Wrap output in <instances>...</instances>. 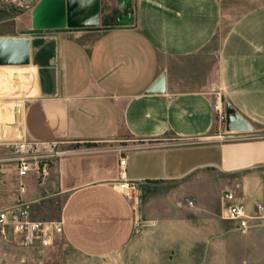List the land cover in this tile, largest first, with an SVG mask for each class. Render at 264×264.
I'll return each mask as SVG.
<instances>
[{"label":"crops","instance_id":"crops-1","mask_svg":"<svg viewBox=\"0 0 264 264\" xmlns=\"http://www.w3.org/2000/svg\"><path fill=\"white\" fill-rule=\"evenodd\" d=\"M100 4L99 27L61 30H34L32 8L22 15L0 10V39L31 43V96L18 114L10 103L12 137L76 146L46 177L34 164L20 177V155L0 145V211L28 207L33 220L61 224L67 243L94 259L130 242L140 202L145 224L171 241L196 237L194 224L178 215L220 218L219 238H239L225 218V193H236L249 212L264 201V0H134L129 11L118 0ZM129 13L133 23L118 25ZM21 84L22 77L17 89ZM213 90L251 125L252 132H240L247 140L214 139L226 128ZM124 181L135 186L130 197ZM174 186L185 187L180 201ZM214 188L217 209L202 201ZM249 232L245 248L264 257V229ZM9 238L12 231L0 246Z\"/></svg>","mask_w":264,"mask_h":264},{"label":"rangeland","instance_id":"rangeland-1","mask_svg":"<svg viewBox=\"0 0 264 264\" xmlns=\"http://www.w3.org/2000/svg\"><path fill=\"white\" fill-rule=\"evenodd\" d=\"M36 2L37 0H0V10H8L12 14L22 15L27 10L26 7H31ZM113 2L115 3V0ZM15 68L21 71V89L9 88L4 81L1 82L0 87V112H2V116L4 115L0 119V131L5 133V136L2 137L3 140L0 139V145L4 146L3 150H7L9 147V150L17 153V149L14 146L19 141L16 135L15 137L11 135L12 128L16 124L8 116L13 110V106L10 103L14 102L19 107L31 95L28 93L30 67ZM5 71L7 70L0 68V79L6 77L4 76ZM105 146L107 144L98 145V147ZM75 147V145L47 146L46 148L38 149L37 154L48 156L46 160L51 166L53 162L66 154V152L76 149ZM49 155H53V157ZM210 179L212 182H218V177L213 174H211ZM177 187L174 186V202L180 201L181 190L185 188L180 186L181 188L178 189ZM217 194V188H214L205 194V199L202 201L208 205H213L214 209H217V201H214ZM132 196L135 199L136 195ZM138 197L140 198V196ZM190 202L194 206H190ZM182 203L189 209H193L196 207L197 202L192 198H185ZM136 204L139 221L130 242L118 253L108 258L94 259L85 257L67 243L62 232H55L51 239H47V244L42 240H36L33 244L26 246L15 236L14 238H9L7 243L4 242L0 246V264H264L262 261L264 258L263 253L260 250L245 248L249 241L245 239V236L251 234V232H237L239 238L229 234L226 239L219 238L221 233H216L215 230L222 224L220 218L214 217L209 223L200 217L195 216L193 218L188 215L189 217L186 218L178 215L177 219L179 221L188 219L194 224L196 237L194 241L183 239L171 241L167 236L164 237L162 228L156 231L145 224L148 215L144 209V203ZM207 227L211 231L209 243L202 238L203 232L208 229ZM255 258L260 260L259 263H252Z\"/></svg>","mask_w":264,"mask_h":264},{"label":"built area","instance_id":"built-area-1","mask_svg":"<svg viewBox=\"0 0 264 264\" xmlns=\"http://www.w3.org/2000/svg\"><path fill=\"white\" fill-rule=\"evenodd\" d=\"M214 95V111L218 122L226 128V105L222 100L221 93L213 90ZM246 134V133H245ZM240 132H227L214 138L219 142H236L247 140L248 137ZM48 145H38L36 143H25L19 141L15 144L17 153L20 155L18 172L20 177H25L32 171V165H37V172L42 177L48 175L50 164L47 162L48 156L38 155V149L46 148ZM53 157V155H49ZM121 166H126V159H121ZM2 163L0 162V169ZM124 194L130 197V193L135 186L124 181L120 185ZM224 202L228 204L225 212V218L233 222L236 229L247 233L253 229H264V201L257 202L254 206L253 212H249L247 205L241 201L236 193L230 191L226 192L223 197ZM190 206L193 203L190 202ZM12 231L13 235L20 239L23 245H31L36 240H42L47 244V239H51L55 232L61 233L62 226L59 223L40 222L33 220L30 216L28 207H17L9 210L0 211V236L8 238Z\"/></svg>","mask_w":264,"mask_h":264},{"label":"water","instance_id":"water-1","mask_svg":"<svg viewBox=\"0 0 264 264\" xmlns=\"http://www.w3.org/2000/svg\"><path fill=\"white\" fill-rule=\"evenodd\" d=\"M134 0H118L122 11H129ZM14 3V2H10ZM34 30L94 28L100 26V0H37L32 7ZM133 23L132 14L118 20V25ZM31 65L29 39H0V67ZM17 114L19 107L16 108ZM226 131L252 132L251 125L229 104L226 105Z\"/></svg>","mask_w":264,"mask_h":264},{"label":"bare ground","instance_id":"bare-ground-1","mask_svg":"<svg viewBox=\"0 0 264 264\" xmlns=\"http://www.w3.org/2000/svg\"><path fill=\"white\" fill-rule=\"evenodd\" d=\"M2 69H6L7 71H5L6 73L4 75L6 77L0 79V87L1 82L4 81L7 87L17 89L21 83L20 69H17L15 67H4Z\"/></svg>","mask_w":264,"mask_h":264}]
</instances>
